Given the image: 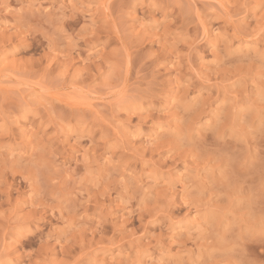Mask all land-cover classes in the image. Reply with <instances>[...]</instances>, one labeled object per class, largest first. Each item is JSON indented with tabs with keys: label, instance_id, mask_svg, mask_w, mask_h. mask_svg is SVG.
I'll return each instance as SVG.
<instances>
[{
	"label": "rangeland",
	"instance_id": "rangeland-1",
	"mask_svg": "<svg viewBox=\"0 0 264 264\" xmlns=\"http://www.w3.org/2000/svg\"><path fill=\"white\" fill-rule=\"evenodd\" d=\"M264 0H0V264H260Z\"/></svg>",
	"mask_w": 264,
	"mask_h": 264
},
{
	"label": "snow or ice",
	"instance_id": "snow-or-ice-1",
	"mask_svg": "<svg viewBox=\"0 0 264 264\" xmlns=\"http://www.w3.org/2000/svg\"><path fill=\"white\" fill-rule=\"evenodd\" d=\"M261 251H262V253H264V247H262ZM21 264H23V262H21ZM246 264H247V262H246ZM260 264H264V255H262Z\"/></svg>",
	"mask_w": 264,
	"mask_h": 264
}]
</instances>
